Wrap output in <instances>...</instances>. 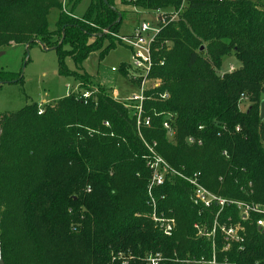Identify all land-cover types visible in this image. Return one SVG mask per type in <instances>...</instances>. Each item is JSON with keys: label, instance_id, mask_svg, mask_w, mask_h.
Wrapping results in <instances>:
<instances>
[{"label": "trees", "instance_id": "obj_1", "mask_svg": "<svg viewBox=\"0 0 264 264\" xmlns=\"http://www.w3.org/2000/svg\"><path fill=\"white\" fill-rule=\"evenodd\" d=\"M81 1L66 0L65 11L62 0H0V51L33 43L55 49L61 75L98 86L88 102L68 94L43 104L42 113L33 103L0 114L5 264H121L113 260L119 252L134 256L129 264H144L151 252H162L165 264H264L256 216L243 221L245 240L228 249L219 229L215 241L196 237L193 224L211 229L218 208L200 211L180 177L155 190L159 213L175 214L177 231L166 236L155 226L146 145L187 175L199 171L204 186L224 198L264 204V0H120L166 19L157 21L152 50L150 78L159 85L146 90L150 125L139 129L109 88L81 71L91 52L102 59L122 43L117 35L125 13L116 0H90L77 14ZM53 8L59 10L54 30L48 23ZM67 55L77 69L65 67ZM229 57L237 67L219 73ZM116 70L127 77L132 68L122 62ZM16 78L0 70V82ZM228 214L241 220L230 205L220 223Z\"/></svg>", "mask_w": 264, "mask_h": 264}, {"label": "rangeland", "instance_id": "obj_2", "mask_svg": "<svg viewBox=\"0 0 264 264\" xmlns=\"http://www.w3.org/2000/svg\"><path fill=\"white\" fill-rule=\"evenodd\" d=\"M89 1L82 0L76 9V13L82 14L88 6ZM116 4L117 9L125 13L120 25L119 34L133 33L134 28L142 21L154 27L157 25L158 18L161 15V12H143L138 6L122 4L120 0H116ZM58 13L59 10L53 8L48 15L49 28L52 30L56 29L55 23ZM67 47V45H64V48ZM131 59V48L123 43H117L102 59H100L98 51L91 52L83 62L81 71L91 75L92 81L95 84L109 88L111 93L114 89L119 90L120 94L117 96L118 98H128L139 91L138 86L132 82L129 74L127 77L123 76L116 69L122 62H131ZM64 65L69 70L77 69L70 55L64 57ZM237 65L235 59L229 57L225 60L224 67L220 69L219 73L229 71L231 66L236 68ZM60 67L61 63L55 49H45L38 43H33L29 48L23 44L9 46L4 54L0 56V70L8 71L19 80H16V78L13 81L4 80L5 82H0V114L16 112L24 106L33 103H36L38 106L45 103H54L56 99L68 95L79 83L70 75H61L59 73ZM249 104L250 102L244 97L240 101V108L246 110ZM169 216L175 219V230L177 231L178 225L175 214ZM225 218L226 220L221 224L233 225L238 221L234 219L232 214L226 215ZM242 225L244 227L243 234L246 237L244 222H242ZM207 226H209L208 223L195 222L193 228L196 237H212L210 235V228ZM223 239L225 241L224 235ZM215 240L214 237L213 241Z\"/></svg>", "mask_w": 264, "mask_h": 264}, {"label": "built area", "instance_id": "obj_3", "mask_svg": "<svg viewBox=\"0 0 264 264\" xmlns=\"http://www.w3.org/2000/svg\"><path fill=\"white\" fill-rule=\"evenodd\" d=\"M65 1L63 0V9L65 11ZM177 16V12L172 13L170 20H174ZM158 20L166 21L162 15L159 16ZM159 26H150L147 22H139L134 28L133 33L125 35H117L118 38L125 45L129 46L132 50V59L129 64L131 65L132 71L129 74L130 79L134 84L138 86L139 91L132 94L128 98H118L119 90L114 89L112 97L119 103L123 104L127 109L130 110L133 117L136 120L138 129L142 126L150 125V118L144 115L145 112V101L148 98L146 90L150 83L156 87L159 85V80L152 81L150 78V72L152 70V50L155 43V37L159 32ZM235 67L229 68L232 71ZM79 83V82H78ZM98 91V86L93 85L91 88H85L79 83L69 94H73L77 100H83L88 102L89 99L93 98L94 94ZM162 98L169 97L168 93L160 95ZM43 112V105L39 106V113ZM105 125H109L105 121ZM164 127L168 130L169 136L174 135V130L169 125L168 121L164 122ZM201 128V127H200ZM190 143H194L196 140L192 137L189 139ZM149 150V158L147 160V167L150 170V179L147 185V195L151 206V219L155 226L158 227L165 235L172 236L175 230V219L164 213H159L158 203L155 197V190L163 186L168 180H172L174 177H180L187 181L192 187L191 199L193 204L200 210L210 209L215 206L218 211L215 215V220L210 229L212 238L214 239L217 229H219L225 237V249H228L233 241L242 243L245 240L243 234L242 222L251 219L256 216L255 223L261 232H264V204L259 202L240 201L233 199H226L219 194H216L207 189L201 180V173L195 172L192 175H187L182 171H178L173 168L169 163L163 159L154 149L146 143ZM236 206L239 211L241 220L237 221L233 225H225L219 222V216L222 210L226 206ZM244 246L241 245L240 249ZM132 254L124 255L119 252L117 256L113 257V260L120 261L121 264H129V261L133 260ZM144 264H165V257L162 252H151L146 254L143 259ZM215 262V259L211 261Z\"/></svg>", "mask_w": 264, "mask_h": 264}, {"label": "water", "instance_id": "obj_4", "mask_svg": "<svg viewBox=\"0 0 264 264\" xmlns=\"http://www.w3.org/2000/svg\"><path fill=\"white\" fill-rule=\"evenodd\" d=\"M121 19V16H119V20ZM107 31V30H106ZM44 48V47H43ZM47 49V48H45ZM201 50L203 49V47L200 48ZM4 50H1L0 51V56L2 54H4ZM260 119L261 120H264V100L261 101V104H260ZM0 264H5L4 260H3V257H2V249H1V241H0Z\"/></svg>", "mask_w": 264, "mask_h": 264}]
</instances>
